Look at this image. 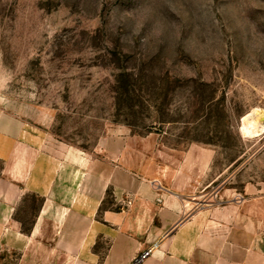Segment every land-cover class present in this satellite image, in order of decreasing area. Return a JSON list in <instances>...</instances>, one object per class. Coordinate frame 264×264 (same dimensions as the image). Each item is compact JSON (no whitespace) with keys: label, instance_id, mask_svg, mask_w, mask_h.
I'll return each instance as SVG.
<instances>
[{"label":"rangeland","instance_id":"374dc122","mask_svg":"<svg viewBox=\"0 0 264 264\" xmlns=\"http://www.w3.org/2000/svg\"><path fill=\"white\" fill-rule=\"evenodd\" d=\"M254 109L264 125V0H0V123L23 140L92 152L145 137L163 168L207 147L194 194L244 197L264 192V129L242 133ZM40 202H18L25 230ZM103 207L117 208L111 191ZM19 256L4 249L0 264Z\"/></svg>","mask_w":264,"mask_h":264},{"label":"crops","instance_id":"0c3cea01","mask_svg":"<svg viewBox=\"0 0 264 264\" xmlns=\"http://www.w3.org/2000/svg\"><path fill=\"white\" fill-rule=\"evenodd\" d=\"M6 129L0 123V258L16 249V264H264V192L194 194L213 149L192 147L185 162L149 167L145 137L104 136L86 152ZM109 191L117 208L103 207ZM32 195L41 202L25 230L16 210Z\"/></svg>","mask_w":264,"mask_h":264},{"label":"bare ground","instance_id":"6f19581e","mask_svg":"<svg viewBox=\"0 0 264 264\" xmlns=\"http://www.w3.org/2000/svg\"><path fill=\"white\" fill-rule=\"evenodd\" d=\"M257 113V110L254 109L243 116L242 133L253 136L259 134V132L264 129V125L259 122L256 115Z\"/></svg>","mask_w":264,"mask_h":264},{"label":"built area","instance_id":"2783aa9c","mask_svg":"<svg viewBox=\"0 0 264 264\" xmlns=\"http://www.w3.org/2000/svg\"><path fill=\"white\" fill-rule=\"evenodd\" d=\"M156 244H157V243H155V245H156ZM151 249H152V248L145 250V251L141 254V256H140L139 259H144V258H146V257L150 254Z\"/></svg>","mask_w":264,"mask_h":264}]
</instances>
